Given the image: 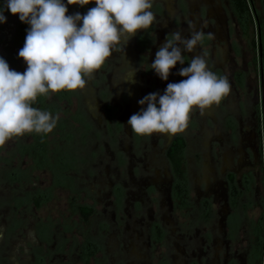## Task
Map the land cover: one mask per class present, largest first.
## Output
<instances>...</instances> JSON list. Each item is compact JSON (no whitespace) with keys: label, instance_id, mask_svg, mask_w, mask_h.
Wrapping results in <instances>:
<instances>
[{"label":"rangeland","instance_id":"1","mask_svg":"<svg viewBox=\"0 0 264 264\" xmlns=\"http://www.w3.org/2000/svg\"><path fill=\"white\" fill-rule=\"evenodd\" d=\"M5 2L6 0H0V8L5 6ZM63 2L67 4V1ZM181 3V0H152L150 11L154 13L155 21L150 28L140 30L124 47L123 44L116 46L113 52L117 67H114L115 71L110 75L109 81L94 74L97 78L93 75L83 89L76 90L72 102L62 103L59 108L57 107V113L53 117L59 115V119L55 129L46 134L45 153L41 159L33 158L30 154L27 156L18 153L15 149L18 140L15 138L0 147V264H30L32 259L28 244L36 242V233L33 232L36 231V220L60 222L68 216L71 203L91 206L96 215H101L104 203L110 198V194L104 196L101 192L107 191L105 183H110L104 176L107 175L110 181L114 167L113 159L125 156L131 161L132 136L135 133L128 126L127 121L131 115L138 113L141 107H146V105L141 106L138 101L150 93L163 95L168 83H177L186 79L177 73L182 67L188 66L193 56H203L211 70L209 54L213 47V61L218 71L224 70L227 75L247 73L250 82L255 84L257 81V64L254 60L256 34L254 31L252 33L249 31V36L241 37L232 18L231 21L225 22L221 40L214 39V43L201 47L197 44L192 52L186 55L182 53L185 64L177 63L171 69L167 81L157 76L150 64L166 38L171 39L172 33L178 31L180 27H184L186 32L189 31L187 35L190 36L191 25L200 28L199 25L206 23L177 22L180 19L178 15L181 11ZM76 6L67 5L69 15L77 13L76 10L73 11ZM193 7L198 11V7ZM4 15L6 22L0 23V57L7 61L12 70L22 73L27 65L22 58H19L18 53L24 45L30 25L20 22L18 15L14 16L7 10ZM261 15L264 19V11ZM187 19L188 16L184 15L183 21ZM250 36L253 38V44ZM134 73H136L135 83H125L131 80ZM231 96L230 88L227 98H224L220 104L212 105L203 113L198 108H194L190 113L187 128L176 135L184 136L189 143L183 158L184 168L190 179V198L193 199L200 191L208 189L220 173L227 170L235 172L238 189L243 192L240 198L242 206L239 208L244 214L243 228L239 234L245 246L246 241L250 242L254 239L252 229L256 227L258 217L264 214V156H260V151L257 149L258 141L261 142V132L258 133L260 140L256 135H253V138L247 135L249 139L251 136L250 142L252 140L253 144L256 142L257 145L251 150L246 146L248 144L242 139L240 131L236 136L233 117L236 115L239 101L232 99ZM102 104L107 106L104 108ZM109 106L112 108L107 111L106 108ZM33 107L53 115L49 104H36ZM224 107L232 113L230 117L224 111L225 116L227 113L228 118H232L233 121L222 118L219 109ZM227 131L232 134L229 141L224 140L228 142L224 146L222 142ZM33 136L36 137L26 133L18 138L28 144L33 141ZM111 136L116 138L115 141ZM173 136L175 135L165 133L146 135L145 150L148 152L152 143L156 144L154 145L156 149L160 148L163 141ZM218 140L221 141L225 152L231 148L232 154L236 152V157L241 155V159L236 160V164L233 155L220 156L219 149L222 147L218 146ZM69 145L72 146L71 149ZM141 146L142 151L144 149ZM128 147L130 150L126 149ZM119 171L121 174L125 173L123 165ZM143 173L145 171L142 169L141 176ZM250 177L252 183L249 185L246 181ZM248 186L250 193L245 190ZM20 199L24 202V206L17 210L14 206ZM32 200L39 201V207ZM214 203L216 209L221 206L217 200ZM225 210L227 211L224 207ZM71 218L74 219V216ZM17 221L23 222L19 228L16 225ZM180 221L182 222L183 219ZM92 225L98 226L97 219L92 220ZM217 227L220 228V224L215 221V241L209 253H214L217 264H220V261L223 262L224 237L217 231ZM254 230L257 231L258 228ZM169 247L153 252L155 258L162 255L170 260V264H188V260L181 254L180 247ZM263 253L262 250L261 258L264 257ZM131 262H134L133 259ZM73 264H78L77 260Z\"/></svg>","mask_w":264,"mask_h":264},{"label":"flooded vegetation","instance_id":"2","mask_svg":"<svg viewBox=\"0 0 264 264\" xmlns=\"http://www.w3.org/2000/svg\"><path fill=\"white\" fill-rule=\"evenodd\" d=\"M181 1V11L178 15L180 19L177 22H206L199 25L200 28L191 25L190 32H198L200 29L199 32L204 34L203 40L198 43L200 47L214 43V39L221 40L225 22L231 21V18L241 37L249 36V31L255 32L256 57H253L257 64L255 84L250 82L247 73L227 75L224 70L218 71L213 61V47L209 54L211 62V66H209L217 76L227 77L232 93L231 98L239 101L238 113L236 112L233 117L236 136L240 131L242 139L248 144L246 146L251 150L253 146H255L254 148L257 146L256 142L254 144L252 140L250 142L251 136L253 138V135H256L260 140L261 132V142L258 141L257 149L260 151V156H264V19L261 17L264 11V0ZM235 1L245 9L244 12L240 14L237 12ZM193 6L198 7V11ZM92 7H95L94 0L84 6L77 5L73 11L76 10L77 13L84 15ZM67 14L69 15V13ZM184 15L188 16L185 21H183ZM178 31L182 37H189L187 35L189 31L186 32L184 27H180ZM209 34H211V38H209ZM250 41L253 44L251 36ZM182 53L186 55L189 52ZM115 66L117 67L114 62V52H112L101 69L94 74L109 81L110 75L115 71ZM94 76L97 78L96 75ZM75 92L64 90L46 96L41 95L37 97L32 106L42 103L49 104L54 116L57 113V107L59 108L62 103L72 102ZM102 106L105 108L107 105L102 104ZM110 108L112 107L109 106L106 110L108 111ZM219 111L223 119L228 118L227 113L232 117L231 111L225 107ZM224 111L227 112L226 116ZM230 117L227 121L229 119L233 121ZM31 134L34 135V133ZM231 134L229 131L226 132L222 142L224 146L228 143L225 141H229ZM247 135H251L250 139L247 138ZM176 137H181L184 140L183 153L185 154L189 143L182 135H175L169 140L163 141L162 146L157 149L154 146L156 144L152 143L148 152L145 150L147 149V145L145 146L146 135H133L131 161L125 156H118L119 158L116 160L113 159L114 167L110 181L107 175V177L104 176L105 180L110 183L107 184L103 180L107 191L102 190L101 193L104 196L110 194V198L104 203L101 215H96L91 206L71 203L68 216L60 222L36 220V231L33 230L36 233V242L28 244L32 259L30 264H73L76 260L78 264H170L169 259L162 255L156 259L153 254L162 248L167 249L169 244V248L180 247L181 254L188 260V264H217L216 255L209 253L215 241V221L218 225L220 224L217 231L224 237L223 262L220 261V264H264V257H260L262 250L264 251V214L258 217L255 223L256 227L252 229L254 239L250 242L246 241L244 246L243 241L241 242L243 239L239 234L243 228L244 214L242 209H239L242 206L240 198L243 192L238 189V181L233 170L220 173L208 189L200 191L193 199L189 197L190 179L185 170L187 197H185V201L177 198L176 180L166 156L168 148ZM15 139L18 140H15V149L18 153L27 156L30 154L36 159L40 157L38 155L40 153L37 154V150L34 148V139L28 144L23 143L21 138L15 137ZM115 139L113 137L114 141ZM222 143L218 140L217 144L222 147ZM140 146L144 149L143 152ZM69 147L72 148L71 145ZM126 149L130 150L129 147ZM219 151L220 156L229 155L231 157L233 155L234 164H236V160L241 159V155L236 157V152L232 154L231 148L228 152H225L223 147ZM122 165L126 170L124 174L119 171ZM142 169L145 173L141 176ZM150 172L152 174L148 175ZM251 180L250 177L246 182L250 185ZM249 189V186L245 187V190L250 193ZM216 200L221 204L218 209L215 208ZM32 201L39 207V201ZM15 204L14 207L17 210L24 206L21 199L17 200ZM80 206L92 209L87 221L83 220L78 210ZM224 207L227 211H224ZM73 216L74 219L71 218ZM94 219H97V227L92 225ZM180 219L183 221L179 222ZM20 220H22L21 217ZM21 222H16L18 228L22 226ZM257 228L258 230L255 231L254 229ZM131 259L134 262H131Z\"/></svg>","mask_w":264,"mask_h":264},{"label":"clouds","instance_id":"3","mask_svg":"<svg viewBox=\"0 0 264 264\" xmlns=\"http://www.w3.org/2000/svg\"><path fill=\"white\" fill-rule=\"evenodd\" d=\"M91 2L6 0L0 8V23L6 22L7 10L30 25L18 53L27 65L26 70L22 73L12 70L0 57V147L26 133H51L59 115L53 117L50 112L33 107L37 97L83 89L117 45L124 47L156 19L150 11L152 0H94L95 7L86 14H67V5L84 6ZM203 38L202 32H193L187 38L179 31L172 33V38H166L155 53L151 69L167 81L177 63L185 64L182 52H192ZM135 74L125 83H135ZM177 74L186 79L168 83L163 95L150 93L138 101L146 107H141L127 121L135 134L182 133L194 108L203 113L220 104L230 92L227 77L209 70L203 56H193Z\"/></svg>","mask_w":264,"mask_h":264},{"label":"trees","instance_id":"4","mask_svg":"<svg viewBox=\"0 0 264 264\" xmlns=\"http://www.w3.org/2000/svg\"><path fill=\"white\" fill-rule=\"evenodd\" d=\"M235 8L239 14L244 12L245 10L240 4H237V2L235 3ZM33 133L36 136L34 137V148L37 150V154L40 153L39 156L42 157L43 153H45L44 141L46 138V134H37L35 132ZM184 147V140L181 137H176L166 153L171 171L176 180V195L177 198L182 201H185V197H187V191H185L187 183L186 172L183 166ZM78 210L81 213L84 221H87L88 217L92 213V209L86 206H80Z\"/></svg>","mask_w":264,"mask_h":264}]
</instances>
